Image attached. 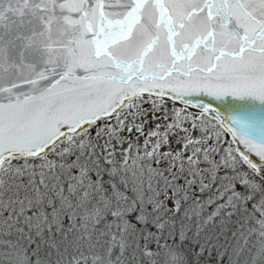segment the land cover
<instances>
[{
    "label": "snow or ice",
    "instance_id": "6c2138e0",
    "mask_svg": "<svg viewBox=\"0 0 264 264\" xmlns=\"http://www.w3.org/2000/svg\"><path fill=\"white\" fill-rule=\"evenodd\" d=\"M0 264H264V0H0Z\"/></svg>",
    "mask_w": 264,
    "mask_h": 264
}]
</instances>
